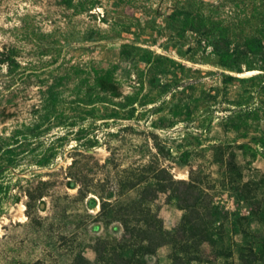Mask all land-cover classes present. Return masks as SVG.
I'll return each instance as SVG.
<instances>
[{
    "label": "rangeland",
    "instance_id": "rangeland-1",
    "mask_svg": "<svg viewBox=\"0 0 264 264\" xmlns=\"http://www.w3.org/2000/svg\"><path fill=\"white\" fill-rule=\"evenodd\" d=\"M186 14L255 69L222 67ZM262 153L264 0H0V264L94 261L99 238L155 215L173 231L187 205L228 246L264 235Z\"/></svg>",
    "mask_w": 264,
    "mask_h": 264
},
{
    "label": "trees",
    "instance_id": "trees-1",
    "mask_svg": "<svg viewBox=\"0 0 264 264\" xmlns=\"http://www.w3.org/2000/svg\"><path fill=\"white\" fill-rule=\"evenodd\" d=\"M184 30H194L204 36L214 53L218 56L219 64L231 71L242 73L244 66L252 67V62L243 51L232 47V40L227 28L216 21H208L198 15L186 14L179 18ZM251 51L255 48L248 44ZM12 57L2 58V63L13 64ZM12 73L14 69H9ZM257 151L255 152L256 155ZM264 156V153H262ZM171 182H177L171 177ZM181 183H186L181 181ZM135 185H131L134 188ZM88 188V187H87ZM86 187L79 186V191L86 192ZM30 199L32 195H29ZM30 208V204L27 203ZM104 207V205L102 206ZM195 205L182 207L188 210L181 224L173 231L164 228L160 218L155 215L149 220L147 229L124 226V232L120 238L97 240L94 250L96 259L89 260L84 254L78 253L71 264H151L150 260L157 249L165 244L173 246V264H264V235L249 229L240 231L242 242L233 246L225 243V233L214 231L211 227H200L204 224L201 218L191 216V208ZM105 209V208H104ZM264 214V209H263ZM125 222L128 221H124ZM140 224V220H136ZM208 243L216 248L214 260L205 259L202 255V245ZM236 256V257H235ZM30 264H42L35 261Z\"/></svg>",
    "mask_w": 264,
    "mask_h": 264
}]
</instances>
